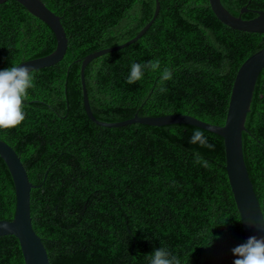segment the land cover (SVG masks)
<instances>
[{
	"label": "trees",
	"instance_id": "obj_1",
	"mask_svg": "<svg viewBox=\"0 0 264 264\" xmlns=\"http://www.w3.org/2000/svg\"><path fill=\"white\" fill-rule=\"evenodd\" d=\"M61 18L68 47L54 66L30 73L25 119L0 129L28 180L32 227L49 264H150L167 248L181 264H233L244 236L225 170L223 139L175 124L120 128L87 117L80 61L132 39L152 18L155 0H41ZM245 20L264 0H220ZM159 13L135 43L92 60L85 88L93 116L114 123L185 114L223 125L234 77L264 48V34L222 24L208 0H159ZM56 48L51 29L15 1L0 4V71ZM80 60V61H79ZM160 62L128 83L133 63ZM79 61V62H78ZM165 68L172 78L162 80ZM163 89V90H162ZM242 133L245 165L264 218V69ZM213 149L192 144L195 130ZM199 153L209 167L195 162ZM16 197L0 158V220L11 221ZM0 264H24L18 240L0 236Z\"/></svg>",
	"mask_w": 264,
	"mask_h": 264
},
{
	"label": "water",
	"instance_id": "obj_2",
	"mask_svg": "<svg viewBox=\"0 0 264 264\" xmlns=\"http://www.w3.org/2000/svg\"><path fill=\"white\" fill-rule=\"evenodd\" d=\"M10 0H0V4ZM22 5L31 15L44 22L54 34L56 48L50 54L27 60L17 66L28 67L30 73L54 66L65 56L68 41L61 24V18L50 11L41 0H12ZM215 17L225 26L247 33L264 34V11H257L256 17L245 20L242 13L249 11L244 7L239 16L232 15L220 0H208ZM160 10L159 0H155V10L151 20L127 42L109 48L94 51L80 61V82L82 102L85 113L95 125L104 128H120L132 124L147 126H168L183 124L194 126L223 139L225 152V170L233 199L240 216L244 243L251 236L264 237V218L255 195L253 185L245 165L242 149V133L246 131L245 122L252 104L255 85L260 72L264 69V48L254 53L238 68L232 84L226 119L223 125H214L185 114H169L157 117H139L107 123L97 120L90 109L85 88L84 71L95 58L120 50L135 43L141 38L155 21ZM78 61V62H79ZM0 158L5 163L16 197L14 216L11 221L0 220V236H14L19 243L24 264H49L46 249L41 238L32 227L30 215V192L35 186L29 182L26 171L17 153L7 143L0 140Z\"/></svg>",
	"mask_w": 264,
	"mask_h": 264
},
{
	"label": "clouds",
	"instance_id": "obj_3",
	"mask_svg": "<svg viewBox=\"0 0 264 264\" xmlns=\"http://www.w3.org/2000/svg\"><path fill=\"white\" fill-rule=\"evenodd\" d=\"M159 66L158 60L149 61L147 64L133 63L128 83L140 80L145 68L156 70ZM161 78L164 81L170 80L171 70L165 68ZM32 81L33 77L26 66H12L0 71V129L14 128L25 119L22 110L23 99L26 96V90L33 86ZM197 142L209 149L214 148L199 129L193 132L190 139L192 144ZM194 159L196 163L209 167L208 162L203 160L199 153H195ZM232 253L237 257L233 264H264V237L251 236L246 243L234 247ZM149 258L150 264H181V261L164 247L155 248Z\"/></svg>",
	"mask_w": 264,
	"mask_h": 264
}]
</instances>
